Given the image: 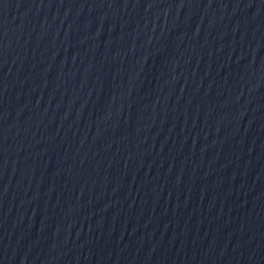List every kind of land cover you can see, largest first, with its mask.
Returning a JSON list of instances; mask_svg holds the SVG:
<instances>
[{
	"label": "water",
	"instance_id": "obj_1",
	"mask_svg": "<svg viewBox=\"0 0 264 264\" xmlns=\"http://www.w3.org/2000/svg\"><path fill=\"white\" fill-rule=\"evenodd\" d=\"M0 264H264V0H0Z\"/></svg>",
	"mask_w": 264,
	"mask_h": 264
}]
</instances>
